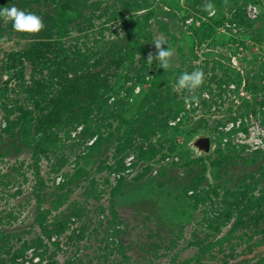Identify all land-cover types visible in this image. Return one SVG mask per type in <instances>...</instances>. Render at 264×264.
Here are the masks:
<instances>
[{
  "label": "rangeland",
  "instance_id": "374dc122",
  "mask_svg": "<svg viewBox=\"0 0 264 264\" xmlns=\"http://www.w3.org/2000/svg\"><path fill=\"white\" fill-rule=\"evenodd\" d=\"M9 3L45 26L0 24V264H264V151L217 138L264 124V0Z\"/></svg>",
  "mask_w": 264,
  "mask_h": 264
},
{
  "label": "clouds",
  "instance_id": "9594fccd",
  "mask_svg": "<svg viewBox=\"0 0 264 264\" xmlns=\"http://www.w3.org/2000/svg\"><path fill=\"white\" fill-rule=\"evenodd\" d=\"M207 9H212L211 3L206 4ZM210 15L213 13H209ZM0 24H10L12 29L18 34H25L31 36L39 33L44 28L42 17L38 14L24 9L18 8L14 3H9L7 6H0ZM157 49L155 56L151 54L148 56L149 63L156 61L159 68L167 71L170 67V57L173 51L169 48L164 41L158 40L153 43ZM164 45L167 47L165 48ZM204 72L200 69H194L191 72H182L173 85L174 90H187L194 93L196 89L200 88L204 82ZM191 100L198 102V98L192 95ZM188 103V98H185Z\"/></svg>",
  "mask_w": 264,
  "mask_h": 264
},
{
  "label": "built area",
  "instance_id": "2783aa9c",
  "mask_svg": "<svg viewBox=\"0 0 264 264\" xmlns=\"http://www.w3.org/2000/svg\"><path fill=\"white\" fill-rule=\"evenodd\" d=\"M253 14L257 12L255 7H252ZM251 10V11H252ZM245 84H243L241 96L246 93L243 91ZM234 89L236 86H233ZM217 138L223 147L229 146L232 148H241L246 153H256L264 151V124L253 116L252 113L244 117H237L235 119L225 121L219 127ZM215 144H212V148Z\"/></svg>",
  "mask_w": 264,
  "mask_h": 264
},
{
  "label": "water",
  "instance_id": "95a60500",
  "mask_svg": "<svg viewBox=\"0 0 264 264\" xmlns=\"http://www.w3.org/2000/svg\"><path fill=\"white\" fill-rule=\"evenodd\" d=\"M192 146L200 154H209L212 149L211 138L206 135H198L193 140Z\"/></svg>",
  "mask_w": 264,
  "mask_h": 264
},
{
  "label": "trees",
  "instance_id": "16d2710c",
  "mask_svg": "<svg viewBox=\"0 0 264 264\" xmlns=\"http://www.w3.org/2000/svg\"><path fill=\"white\" fill-rule=\"evenodd\" d=\"M244 83V82H243ZM245 84V83H244ZM256 153H258V152H256Z\"/></svg>",
  "mask_w": 264,
  "mask_h": 264
}]
</instances>
